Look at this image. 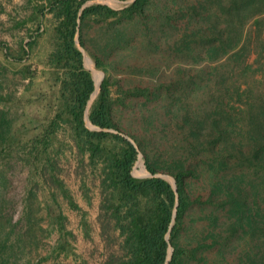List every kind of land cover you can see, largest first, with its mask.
Masks as SVG:
<instances>
[{
	"label": "trees",
	"instance_id": "1",
	"mask_svg": "<svg viewBox=\"0 0 264 264\" xmlns=\"http://www.w3.org/2000/svg\"><path fill=\"white\" fill-rule=\"evenodd\" d=\"M28 3L30 12L18 24H33L30 39L19 44L16 54L6 46L5 55L20 62L48 36L50 48L40 72L24 64L20 73L29 78L26 90L45 75L56 89L55 106L26 140L17 133L19 114L13 105L19 99L5 88L4 79L0 82V264H16L17 255L21 264L75 255L76 235L68 228L63 202L81 214V224L90 232L87 211L61 176L67 150L83 168L81 188L89 203L92 186L86 176L98 181V222L105 244L101 264H189L195 248L180 237L196 202L188 191L192 175L209 183L206 203L228 214L227 239L236 237L241 247L236 264H264V0H133L121 9L97 0ZM149 11L159 21L161 46L165 43L178 60L175 75L164 90L118 88L115 94L109 65L88 49L86 27L92 20L128 18L130 24L109 37L112 42L128 40L130 27L137 30L138 18ZM178 13L188 21L175 36L166 29ZM80 46L106 72L89 107L96 84ZM130 95L162 102L147 112L140 107L139 114L154 124L162 111L174 124L165 155L156 151L159 134L122 124V107ZM66 132L68 141L61 136ZM140 153L151 176L132 173ZM18 167L27 168V183L15 219L17 200L9 189ZM161 170L174 176L176 186L158 175ZM209 218L216 223L218 215ZM54 235L49 254L29 257L43 238Z\"/></svg>",
	"mask_w": 264,
	"mask_h": 264
},
{
	"label": "rangeland",
	"instance_id": "2",
	"mask_svg": "<svg viewBox=\"0 0 264 264\" xmlns=\"http://www.w3.org/2000/svg\"><path fill=\"white\" fill-rule=\"evenodd\" d=\"M97 1L118 9L132 2V0ZM160 1L164 2L165 0ZM177 6L174 5V8H177ZM0 8H4L3 11H0V82L4 79L6 82L5 88L14 92L19 99L18 103L13 105L14 111L19 114L17 122L19 130H17V133L27 140L38 132V124L47 114L53 111L56 89L49 87L50 83L45 81V75H39L34 79L33 87L26 90L29 78H22L20 69L21 66L26 64L30 66L31 72H40L44 58L50 48L49 39L47 35L42 36L30 57L25 56L20 62H16L13 59L8 60L5 55V47H10L11 52L16 54L15 52L19 50V44L21 42L26 43L30 39L34 26L31 23L27 25L18 24L30 12L28 0H0ZM153 13L149 11L147 15L138 18L137 30L130 27L128 40L121 39L116 42L109 40V37L113 36L118 28L122 29L130 24L128 18H123L120 21L105 20L96 22L92 20L89 21L88 27H86L85 36L88 49L93 50L106 65H109L110 79L113 83L115 94H117L118 88L150 87L164 90L167 83L175 75L178 60L175 55L166 49L165 43L161 46L159 40L161 28L159 21L155 22L153 20ZM187 21V16L178 13L172 21V26L165 27V29L167 28L166 32L171 30L172 34L176 36L179 30L185 28ZM131 35L132 37L129 40ZM80 47L85 53L84 64L86 68L91 70L95 79L96 88L91 98L93 100L98 92L97 86L106 76V72L103 68L95 65L85 47ZM184 65L185 67H191L189 63H184ZM97 72H100L99 81ZM8 82L9 85L7 84ZM125 104L122 107V124H131L134 131L139 133L142 132V128H145L150 133L159 134L161 138L156 143V151L161 155H165V151L169 148L168 146L173 142L172 125L174 124L167 117H164L162 111L159 114L162 118L156 120L154 124H150V122L146 124L139 114L140 107L147 112V109H150L153 105H162V102L160 100L148 102L142 96L130 95L126 97ZM87 124L91 127L88 120ZM148 132L145 134L149 135L150 133ZM61 136L66 138L67 141L69 140L67 132L65 135L61 133ZM66 153L67 156L63 157L60 162L61 176L71 189L76 201L87 211L86 218L91 225V230L87 233L81 224V214L77 210L70 208L66 202H63V210L69 218L68 228L73 230L76 235V239L73 241L75 255L53 256L41 264H101L105 255V244L100 235L98 222L100 201L99 190L96 187L98 181L95 180L93 182L91 176H86V180L92 186V202L89 203L85 199L81 188L84 176L82 173L83 168L78 166L75 156L68 150ZM141 155L142 153H140ZM88 173L89 171H87ZM149 173L141 156L133 168V174L136 177H145ZM158 175L169 178L174 184L175 179L170 172L161 170ZM26 183L27 168L18 167L14 170L12 184L9 189V194L17 200L14 213L15 219L19 217L22 208L21 199ZM187 183L191 198L196 200L186 217V227L180 237L181 243L186 244L189 248H195L194 254L188 259L189 264L239 263V258L242 254L237 238L231 235L230 239H227L229 235L227 231L229 219L226 210L221 206L206 203L211 193L209 183L203 176L198 175L188 177ZM212 213L218 215L216 223L209 218ZM42 223L44 226L47 225V219H44ZM54 237L56 236L43 238L38 251L33 248V252L29 257L36 260L39 256L49 254L54 243ZM14 260L16 264L23 262L20 255L15 256Z\"/></svg>",
	"mask_w": 264,
	"mask_h": 264
},
{
	"label": "water",
	"instance_id": "3",
	"mask_svg": "<svg viewBox=\"0 0 264 264\" xmlns=\"http://www.w3.org/2000/svg\"><path fill=\"white\" fill-rule=\"evenodd\" d=\"M133 1V0H132ZM83 51V50H82ZM84 53V52H83ZM85 54V53H84ZM84 58H85V56H84ZM101 83V82H100ZM100 83H99V85L97 86L98 88L97 89H99V87H100ZM91 101L92 100H90L89 101V103H88V107L90 106V103H91ZM86 119H88V117H86ZM91 128H95V126H93L92 124H91ZM142 156V155H141ZM140 155H139V158H138V160L140 159V157H141ZM138 162V161H137ZM136 162V163H137ZM136 165V164H135ZM132 173H133V171H132ZM134 175V174H133ZM152 174L151 173H149L147 176H151ZM160 176H162V175H160ZM174 185H175V181H174ZM176 186V185H175ZM172 250H173V247H171L170 248V254H171V252H172ZM170 254H169V257H170ZM169 257H168V259H169ZM166 264V263H165Z\"/></svg>",
	"mask_w": 264,
	"mask_h": 264
},
{
	"label": "bare ground",
	"instance_id": "4",
	"mask_svg": "<svg viewBox=\"0 0 264 264\" xmlns=\"http://www.w3.org/2000/svg\"><path fill=\"white\" fill-rule=\"evenodd\" d=\"M91 66H92V64H91ZM97 76H98V81H99V79H100V72H97Z\"/></svg>",
	"mask_w": 264,
	"mask_h": 264
}]
</instances>
